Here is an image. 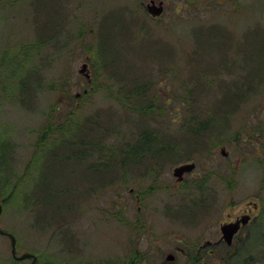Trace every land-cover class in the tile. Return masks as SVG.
<instances>
[{"label": "rangeland", "instance_id": "rangeland-1", "mask_svg": "<svg viewBox=\"0 0 264 264\" xmlns=\"http://www.w3.org/2000/svg\"><path fill=\"white\" fill-rule=\"evenodd\" d=\"M149 2L0 0V228L35 264H227L201 247L250 214L228 264H264V0ZM31 263L0 234V264Z\"/></svg>", "mask_w": 264, "mask_h": 264}, {"label": "trees", "instance_id": "trees-1", "mask_svg": "<svg viewBox=\"0 0 264 264\" xmlns=\"http://www.w3.org/2000/svg\"><path fill=\"white\" fill-rule=\"evenodd\" d=\"M113 16V15H112ZM118 21L117 22H122L123 24H128V20L125 18V15H123V13H121L119 16H118ZM114 21H110V19L109 18H107V20H106V22L104 23V27L105 28H103V29H105V31L103 32V37H105V34H107L108 32V34H107V38H108V40L110 39V41H112V43L111 42H108L107 41V43L106 42H103L102 43V45H104L105 47H104V51H103V53L104 54H107V55H109L110 53H111V51L113 50V49H111L112 47H114L113 46V43L114 42H116V39H117V37H118V35L116 34V31L114 32V35L112 34L113 33V31H112V28H113V26H114ZM203 30V29H202ZM208 31V36L206 35V37H204V39H203V43H202V46H201V50L203 51V52H206L207 51V49L206 48H204V45H206L207 43H211V41H214V38L216 39V37H220L221 39H220V41L222 42V43H224L225 42V40H226V37H225V35L223 34V31H222V29L221 28H217V27H213V28H210V29H208L207 30ZM205 33V32H204ZM216 34H218V36L216 35ZM202 35V34H201ZM212 35H214V36H212ZM222 35V36H221ZM112 39V40H111ZM104 40H107L106 38L105 39H103V41ZM212 45H214L213 43H212ZM211 45V47L210 48H208V49H210V51H211V49H212V46ZM158 53H161V52H158ZM117 68H119V67H117ZM127 69H129V67H127L124 71H122V72H125L126 74L129 72V70H127ZM118 75V74H117ZM128 75V74H127ZM119 76V75H118ZM25 82V81H24ZM26 85V83H24V85L23 86H25ZM147 86H149V83L147 84V85H145V86H143V87H139L138 89H140L141 88V90H140V94H139V98H145V96L147 95V91L149 90V87H147ZM180 106H182L183 107V109H185V111H187L188 110V106L186 105V103L185 102H182V104L180 105ZM151 108H153V103H151L150 105H148L147 106V110H146V113L144 112V111H142V112H140L141 114H143V113H145V114H147L148 113V111H149V109H151ZM154 108H156V107H154ZM110 117V116H109ZM193 118H197V117H193ZM188 122H189V120H188ZM188 122H186L188 125H189V123ZM206 123L207 124H209L210 123V121H206ZM200 123H197V124H195V125H193L194 127L193 128H191V130H193V131H196V130H199L200 129V127H198L197 125H199ZM94 126H97L98 127V133L99 134H101V133H105L106 132V128H104V125H103V127L101 126V121H99L98 119H95V118H92V119H90V120H88V121H86V123L84 124V126L81 128V126H78L81 130H83L84 132H85V136H87V138L88 139H90L91 138V136H92V132L94 131V129H93V127ZM202 127L204 128V126L202 125ZM205 129V128H204ZM142 137V136H141ZM140 137V138H141ZM97 138H98V134L96 135V136H94V138L93 139H91L92 140V142H91V145L94 147H97L98 146V141H97ZM79 141H81V139L79 138ZM139 142V141H138ZM82 145H85L84 146V148L85 147H88V144L86 143V141H85V139L83 140V143H82ZM150 149V150H149ZM152 149H153V147L151 148V146H150V144L147 142V144H144L143 142H140V143H138L137 145H135L134 147H132V150H131V153L129 154V155H127L126 156V159L129 157V158H133V159H137V158H139V157H141L142 158V156L145 154V153H149V152H151L152 151ZM162 149H165V148H162ZM87 153V150H85V151H83V152H81V155L84 157V155ZM156 153V155H158L159 154V152H155ZM169 153V151H165V150H163V151H160V156H166L167 154ZM123 160H125V159H123ZM11 196H13V194H11Z\"/></svg>", "mask_w": 264, "mask_h": 264}, {"label": "water", "instance_id": "water-1", "mask_svg": "<svg viewBox=\"0 0 264 264\" xmlns=\"http://www.w3.org/2000/svg\"><path fill=\"white\" fill-rule=\"evenodd\" d=\"M158 2V4H157ZM146 10L147 12L152 16V17H160L163 12H164V2L163 0H150V2L146 5ZM88 71V65L86 63L83 64V67L81 68L80 72L85 73V75L90 78V74L87 72ZM91 82V80H90ZM223 152L224 149H223ZM196 164L195 163H186L182 164L178 167L175 168L174 170V176L178 177L179 180L183 179V176L187 172H191L195 169ZM3 212V205L0 200V217ZM242 222L246 224L248 222V217H245ZM239 227L238 224H223L221 226V233H222V239L226 240L228 243L232 242V238L236 232H238ZM0 234L8 236L10 239V244H11V254L13 258L17 261H23L27 259H32L31 264H35L37 260V256L35 254H32L30 252H25L21 255L18 254L17 252V238L14 234L4 231L3 229H0ZM169 259H172L173 256H169Z\"/></svg>", "mask_w": 264, "mask_h": 264}, {"label": "flooded vegetation", "instance_id": "flooded-vegetation-1", "mask_svg": "<svg viewBox=\"0 0 264 264\" xmlns=\"http://www.w3.org/2000/svg\"><path fill=\"white\" fill-rule=\"evenodd\" d=\"M87 92V90H85V93ZM80 96V95H79ZM225 155H227L225 152H224ZM184 177V176H183ZM255 207H256V204H255ZM245 217H248V222L246 224H244L242 222V220L245 218ZM251 222V215L250 214H244L243 216L241 217H238L236 218V220L234 221H231L229 223H225V224H238V227H239V230L238 232H236L232 238V242L231 243H228L226 240L222 239V234H221V237L219 238V240H217L216 242H211V241H208L206 242V244L202 245L201 247V250L203 249H206L208 246H215V247H220L223 249L222 251V260L224 263H229V260H230V256H229V251H231L232 249H238V243L237 240L240 238V236L242 235L241 233L243 232V228L248 226ZM210 258L214 257V253H210L208 254ZM169 256H173L172 259H169L168 257ZM200 256V255H199ZM167 257V260H171L173 261L175 259V256L173 254H170L168 255ZM199 260L203 261L204 260V256H200V258H198ZM190 262H193L191 259L189 260ZM128 264V263H126ZM131 264V262H130Z\"/></svg>", "mask_w": 264, "mask_h": 264}]
</instances>
